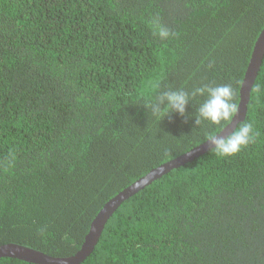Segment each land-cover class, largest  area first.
Here are the masks:
<instances>
[{"label":"trees","instance_id":"16d2710c","mask_svg":"<svg viewBox=\"0 0 264 264\" xmlns=\"http://www.w3.org/2000/svg\"><path fill=\"white\" fill-rule=\"evenodd\" d=\"M263 29L264 0H0V246L75 255L109 200L231 122L197 125L193 92L238 107ZM175 90L186 115L153 117ZM242 123L255 142L142 189L81 264H264V60Z\"/></svg>","mask_w":264,"mask_h":264},{"label":"water","instance_id":"95a60500","mask_svg":"<svg viewBox=\"0 0 264 264\" xmlns=\"http://www.w3.org/2000/svg\"><path fill=\"white\" fill-rule=\"evenodd\" d=\"M264 48V29L260 33L253 53L247 68L244 81L240 91V102L238 105V114L233 121H231L219 134L227 135L234 128L238 127L247 116L248 104L251 99L252 88L260 72L264 55H261V49ZM212 139V138H211ZM211 139L203 144L195 147L189 152L177 157L161 166L153 169L146 176L142 177L123 191H121L114 198L109 200L103 209L98 213L94 219L90 232L88 233L82 248L73 256L67 258L52 257L43 252L17 244H5L0 246V259L11 258L18 259L33 264H81L83 263L95 250L100 241L104 228L115 212L122 206V204L136 195L145 187L152 184L154 181L160 179L171 170L179 168L195 158L209 152L211 147Z\"/></svg>","mask_w":264,"mask_h":264},{"label":"clouds","instance_id":"9594fccd","mask_svg":"<svg viewBox=\"0 0 264 264\" xmlns=\"http://www.w3.org/2000/svg\"><path fill=\"white\" fill-rule=\"evenodd\" d=\"M153 24L154 35L159 39L166 40L172 35L168 27L161 24L158 19L154 20ZM193 95L203 97L198 107V116L195 117L197 125L206 121L211 125L223 127L224 124L233 121L238 114V107L234 102V91L230 85H205L196 88ZM191 98L186 91H170L162 97H156L148 107L155 118H160L165 113H178L185 116L186 107ZM161 104L163 107L160 106ZM256 135L251 123H241L227 135L213 136L209 151L222 157L234 156L250 143L255 142Z\"/></svg>","mask_w":264,"mask_h":264},{"label":"snow or ice","instance_id":"6c2138e0","mask_svg":"<svg viewBox=\"0 0 264 264\" xmlns=\"http://www.w3.org/2000/svg\"><path fill=\"white\" fill-rule=\"evenodd\" d=\"M261 55H264V48L261 49Z\"/></svg>","mask_w":264,"mask_h":264}]
</instances>
